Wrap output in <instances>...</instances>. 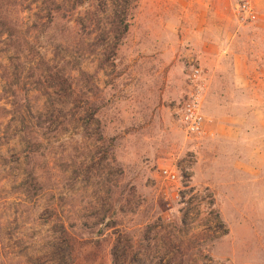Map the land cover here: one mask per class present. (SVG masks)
Instances as JSON below:
<instances>
[{
  "label": "rangeland",
  "instance_id": "obj_1",
  "mask_svg": "<svg viewBox=\"0 0 264 264\" xmlns=\"http://www.w3.org/2000/svg\"><path fill=\"white\" fill-rule=\"evenodd\" d=\"M255 2L0 0V264H264ZM193 67L213 137L177 113Z\"/></svg>",
  "mask_w": 264,
  "mask_h": 264
},
{
  "label": "built area",
  "instance_id": "obj_2",
  "mask_svg": "<svg viewBox=\"0 0 264 264\" xmlns=\"http://www.w3.org/2000/svg\"><path fill=\"white\" fill-rule=\"evenodd\" d=\"M235 18L241 23H255L259 20V11L255 0H230ZM200 70L192 68L189 75V91L179 104L177 113L183 129L188 136L202 138L213 137L211 120L203 113L202 87L200 85ZM162 176L170 183L180 180L178 174L171 170H163Z\"/></svg>",
  "mask_w": 264,
  "mask_h": 264
},
{
  "label": "crops",
  "instance_id": "obj_3",
  "mask_svg": "<svg viewBox=\"0 0 264 264\" xmlns=\"http://www.w3.org/2000/svg\"><path fill=\"white\" fill-rule=\"evenodd\" d=\"M247 158V157H246ZM248 166L249 169H245L247 168L246 163L243 164V169L245 171H249L248 174H244L250 177H254L255 178V182L257 183V178L260 177V174L257 171V165H258V159H259V153H258V139L257 137L254 138H250L249 140V153H248ZM257 179V180H256Z\"/></svg>",
  "mask_w": 264,
  "mask_h": 264
},
{
  "label": "trees",
  "instance_id": "obj_4",
  "mask_svg": "<svg viewBox=\"0 0 264 264\" xmlns=\"http://www.w3.org/2000/svg\"><path fill=\"white\" fill-rule=\"evenodd\" d=\"M6 17H4V13L0 12V45L3 46H7L10 45V42L13 39V35L11 34V32L9 30L6 29H1V27H3L5 24L3 23ZM128 31V26L125 25L124 29L122 30V32L120 31V34L122 33V35L124 33H126ZM8 52H10V50H8Z\"/></svg>",
  "mask_w": 264,
  "mask_h": 264
}]
</instances>
